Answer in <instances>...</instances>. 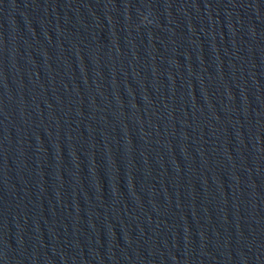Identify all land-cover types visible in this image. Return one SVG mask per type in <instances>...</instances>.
<instances>
[{
	"label": "water",
	"instance_id": "1",
	"mask_svg": "<svg viewBox=\"0 0 264 264\" xmlns=\"http://www.w3.org/2000/svg\"><path fill=\"white\" fill-rule=\"evenodd\" d=\"M0 264H264V0H0Z\"/></svg>",
	"mask_w": 264,
	"mask_h": 264
}]
</instances>
